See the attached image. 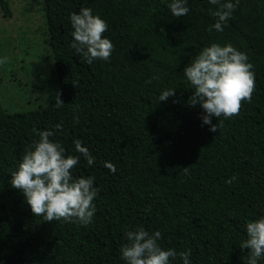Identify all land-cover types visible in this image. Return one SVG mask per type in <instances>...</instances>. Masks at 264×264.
<instances>
[{
	"label": "trees",
	"instance_id": "trees-1",
	"mask_svg": "<svg viewBox=\"0 0 264 264\" xmlns=\"http://www.w3.org/2000/svg\"><path fill=\"white\" fill-rule=\"evenodd\" d=\"M43 3L64 104L8 112L0 101V264H126L125 233L138 227L159 231L162 248L190 250L191 264H245L246 224L264 217V0H239L223 32L208 0H187L179 18L171 0ZM82 7L107 22L110 60L88 64L71 47L70 16ZM0 8L11 15L7 0ZM214 42L245 52L255 73L251 102L230 119L213 117L215 133L199 104L187 103L194 90L183 72ZM168 88L175 96L159 101ZM44 130L67 155H80L74 177H94L88 226L43 221L11 187V173Z\"/></svg>",
	"mask_w": 264,
	"mask_h": 264
},
{
	"label": "clouds",
	"instance_id": "clouds-1",
	"mask_svg": "<svg viewBox=\"0 0 264 264\" xmlns=\"http://www.w3.org/2000/svg\"><path fill=\"white\" fill-rule=\"evenodd\" d=\"M217 5L212 10L216 17L213 25L217 32L224 31V25L231 18L239 0H208ZM168 7L174 17L186 16L189 12L187 0H171ZM70 21L74 31L71 47L81 54L88 64L95 60L108 61L114 50L112 41L104 36L108 31L107 22L92 9L82 7L73 12ZM8 63V58H0V65ZM254 65L248 55L231 43L218 42L204 47L183 72L193 89L188 104H197L203 109L202 121L216 132L218 122L213 117L230 119L239 115L244 102H251L255 91ZM175 96V89L161 92L159 101H167ZM56 105L62 106L59 94L55 96ZM76 119V118H74ZM78 122V119H77ZM57 127H60L59 125ZM51 130L39 132V140L27 150L16 171L11 173V187L20 190L31 212L43 221L78 222L88 226L93 222L96 211L93 201L99 189L94 185V177H74L73 169L80 162V155H67L64 146L50 139ZM77 151L84 156L89 165L94 157L74 141ZM113 172V165H107ZM185 170H187L185 168ZM235 176L226 180L231 184ZM247 238L239 245L248 250L245 264H260L264 260V217L246 224ZM127 243L121 247V258L126 264H191L190 250L177 252L172 248H162L159 244L161 233H149L143 227L125 233Z\"/></svg>",
	"mask_w": 264,
	"mask_h": 264
},
{
	"label": "rangeland",
	"instance_id": "rangeland-1",
	"mask_svg": "<svg viewBox=\"0 0 264 264\" xmlns=\"http://www.w3.org/2000/svg\"><path fill=\"white\" fill-rule=\"evenodd\" d=\"M0 8V101L5 111L56 105L59 94L43 0H7ZM60 96V95H59Z\"/></svg>",
	"mask_w": 264,
	"mask_h": 264
}]
</instances>
